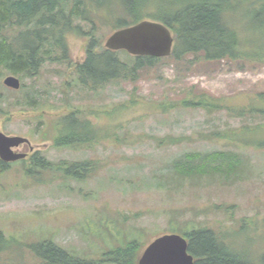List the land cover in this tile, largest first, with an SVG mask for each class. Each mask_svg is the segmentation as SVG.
Instances as JSON below:
<instances>
[{"label":"rangeland","instance_id":"374dc122","mask_svg":"<svg viewBox=\"0 0 264 264\" xmlns=\"http://www.w3.org/2000/svg\"><path fill=\"white\" fill-rule=\"evenodd\" d=\"M114 6L124 14L122 4ZM101 10L95 36L105 44L114 19L104 20L107 10ZM90 39L68 34L70 61H47L34 77L2 68L0 132L27 137L33 149L19 147L31 152L26 162L0 166V231L12 239L0 251V264H43L28 245L44 240L85 264H117L104 253L137 239L140 255L158 236L181 233L185 226L210 228L217 237H227L237 261L264 264V148L208 137L215 130L240 132L264 118L177 106L201 94L227 104L256 102L264 92V61L164 57L134 78L111 80L93 91L77 84L74 72ZM120 59L131 63L133 58L120 53ZM8 75L21 78L23 87H7L3 80ZM75 109L93 123L97 140L56 146L59 117ZM217 150L237 154L240 166L228 174L220 160L190 170L201 165L190 154L205 157ZM35 154L56 167L88 162L90 170L80 179L65 169L32 167ZM180 165L189 170L179 171Z\"/></svg>","mask_w":264,"mask_h":264},{"label":"trees","instance_id":"16d2710c","mask_svg":"<svg viewBox=\"0 0 264 264\" xmlns=\"http://www.w3.org/2000/svg\"><path fill=\"white\" fill-rule=\"evenodd\" d=\"M114 4H122L124 14L116 13ZM107 10L103 19H114V30L132 26L149 19L165 24L174 36V46L171 57L183 60L186 54H200L207 61L230 59L264 61V0H0V76L2 68L14 74L34 77L39 74L42 65L47 61L65 64L70 61L68 34L74 32L79 36L89 35L84 61L76 65L75 82L83 88L95 91L98 85L118 78H134L138 71L152 65L161 58L150 56H131L132 62L120 59V53L128 54L126 50L113 51L107 49L101 40L95 36L98 29L101 9ZM152 9V11H149ZM52 13V15H49ZM26 22L37 18H50V24L38 25L34 32H52L53 53L40 56L44 44L51 35L47 34L33 49L30 35L24 36L25 44L22 51L15 49L7 35L14 34V19ZM48 25L49 28H46ZM32 34V33H31ZM27 44L31 47L26 46ZM2 96L0 92V101ZM223 98L201 94L197 98H187L177 106L200 107L208 111L224 108L230 116L246 117L247 115L264 118V92L256 95V102L246 105L227 104ZM164 110L167 111L168 104ZM176 106V104L174 105ZM172 106V107H174ZM0 112L4 108L0 105ZM59 134L56 146H84L97 140V130L93 123L82 116L80 109L72 110L59 117ZM244 129V133H243ZM211 140L229 141L231 145H253L264 148V122L252 126H243L240 132L234 130H215L208 136ZM192 161L201 165L190 168L195 172L201 167L215 165L214 162L226 166L230 174L240 166L239 156L230 152L217 150L202 157L200 153L189 155ZM26 159H23V163ZM32 167L39 169H65L67 174L83 178L90 170L88 162L62 164L56 167L44 157L35 154L31 158ZM1 168L10 165L0 160ZM28 171H31V167ZM190 166H179V171L189 170ZM220 167V166H219ZM186 227V226H185ZM180 230L181 235L188 239V250L195 257V264H253L251 261H237L229 245L217 237L215 232L207 227ZM173 231L178 228L171 227ZM227 238V237H226ZM12 239L0 231V251L11 246ZM32 252L43 261V264H85V260L62 249L52 241L28 245ZM140 242L137 239L126 241L125 245L107 251L104 255L117 264H137ZM106 259L101 260V262ZM264 262V258H263ZM262 263V261H261Z\"/></svg>","mask_w":264,"mask_h":264},{"label":"water","instance_id":"95a60500","mask_svg":"<svg viewBox=\"0 0 264 264\" xmlns=\"http://www.w3.org/2000/svg\"><path fill=\"white\" fill-rule=\"evenodd\" d=\"M105 47L113 51L126 50L133 56L167 57L172 54L174 36L162 22L144 19L135 25L115 30ZM4 84L13 89L21 87L15 75H8ZM30 144L27 137L0 132V159L13 162L26 158L27 152L14 148ZM188 240L178 233H166L155 238L141 252L137 264H195L194 255L188 250Z\"/></svg>","mask_w":264,"mask_h":264},{"label":"flooded vegetation","instance_id":"af4514ba","mask_svg":"<svg viewBox=\"0 0 264 264\" xmlns=\"http://www.w3.org/2000/svg\"><path fill=\"white\" fill-rule=\"evenodd\" d=\"M49 15H52V13H49ZM47 17H48V15H46V17L43 19L37 18L33 21L30 20V22L28 23L24 20H21L20 15H17L14 19V25H15L14 34L13 35H7V37L10 40L9 42H11V41L13 42L16 50L22 51L23 44H25L24 36L30 35V40L33 44V49H34L36 47V45H38V40H41L44 36H47V34H50L51 38L49 36V38L47 40H50V39L51 40L48 43L44 44L45 46H43L42 50L40 51L41 52L40 56H43L44 54H47V53H53L54 45L51 42L52 41V32H47V33L34 32V30L38 29L37 28L38 25H40V26H42L43 24L51 25L50 24V18L47 19ZM46 28H49L48 25ZM36 38H38V40ZM31 45L27 44L26 46L31 47ZM47 61H49V60H47ZM49 62L52 63V61H49ZM29 151H32V150H30V146H29ZM30 153L31 152H29L28 154H30Z\"/></svg>","mask_w":264,"mask_h":264}]
</instances>
